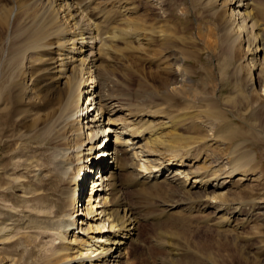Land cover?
<instances>
[{
  "label": "bare ground",
  "instance_id": "1",
  "mask_svg": "<svg viewBox=\"0 0 264 264\" xmlns=\"http://www.w3.org/2000/svg\"><path fill=\"white\" fill-rule=\"evenodd\" d=\"M138 1L0 0V152L12 155L14 171L4 178L0 168V188L22 189L34 206L23 215L15 206L0 211V264H125L123 248L138 219L124 191L140 183L171 198H161L165 210L191 202L200 214L221 213L222 226L253 219L238 199L243 182H256L253 193L262 179L254 174L257 154L247 148L257 138L250 133L264 135L256 126H264L260 0H204L220 16L230 55L206 94L191 90L187 56L170 46L182 38L171 30L165 0H146L144 12ZM120 43L140 61L156 59V51L170 54L159 57L153 80L135 69L142 76L136 93L114 71L126 55ZM230 64L241 75L237 85L229 83ZM153 81L158 84L148 91ZM236 138L245 140L234 145ZM218 139L233 149L224 148L227 161L214 166L219 157L209 162L204 149ZM20 150L27 156L25 175L18 169ZM81 175L92 182L87 194ZM250 206L264 210V195ZM7 242L23 248L7 257Z\"/></svg>",
  "mask_w": 264,
  "mask_h": 264
},
{
  "label": "rangeland",
  "instance_id": "2",
  "mask_svg": "<svg viewBox=\"0 0 264 264\" xmlns=\"http://www.w3.org/2000/svg\"><path fill=\"white\" fill-rule=\"evenodd\" d=\"M138 2H141V4L138 3V5L142 7L139 8L140 12H144L146 9L143 7L144 5L142 3H145L146 0H139ZM259 2L260 6L257 10V17L261 18L260 22L264 27V0H260ZM165 3L170 13L168 22L171 24V30L175 33V36L182 38L180 41V39L176 37L173 42L174 44L171 43L170 46L177 49L176 52L187 56L186 64L189 67V74H191L190 76H192L193 79L191 90L198 92L202 91V94H206L207 91H211L213 88V86L209 84L212 83V75L214 74L213 76H216L217 69H222V66H225L230 59L227 43L221 35V31L218 30L220 16H218L219 14H214L210 6H208L204 0H165ZM119 46L121 47L119 49H123L121 52H125L126 55L123 54L116 59V62H114V71H117L118 76L127 83L128 86L126 89L129 93L140 91L141 82L139 80L142 79V76L138 73L135 74L136 71L141 70L140 67L144 69L146 77L148 76L147 74H149L147 78L153 80L154 76H157L156 73L154 74L155 64L160 59L164 60L166 56L170 58V54H164L162 52L157 54L158 51H156L155 56L159 55L156 59H153L154 57H149V61L148 59L140 61V59H134L135 56L129 54L124 44L120 43ZM170 52H172V50ZM237 52V55L241 56V51ZM161 53L162 55H160ZM235 61L234 63L236 65L238 61ZM132 68L134 70H131ZM234 68V65H231L227 73L231 85H237L241 77V75L233 74ZM229 83L227 88L230 86ZM157 84V81H153V84H146L145 88L148 91H152L153 87L155 85L157 86ZM227 92L228 90L226 89L225 93ZM242 112L243 109H239L236 113L240 117H243ZM248 120L251 119L248 118ZM105 121H107V117ZM242 126L246 128L245 124H242ZM256 126L257 128L262 127V129H264V126L259 123H257ZM250 135L257 137L248 140L249 144L247 143V148L253 150L257 154L258 159L256 161L258 162V166L254 174L262 175L261 185L259 186V191L252 193L250 189L251 185L256 182H243V184H245L243 188L246 190L241 196V200L238 199V201L244 202L245 204L247 203V210L253 219L245 222L241 226H234L235 223L231 226H222L218 223V221L222 220L221 213H218L215 217V212L212 208H208V210L200 214L198 210L193 208L194 206L192 207L191 202H185L176 208H172L171 211L165 210L166 207L162 204L164 202L162 199L171 200V198L165 196H161L162 199L158 198L160 193L156 191L159 188L156 189V186L149 184H144L143 186L141 183L135 184L136 187L131 185L125 189L124 193L127 200H129L134 207L138 219V227L135 234L123 248L125 255L123 260L125 259V264H264V210L263 208H251L250 206L254 198H261L264 195V135H259L255 131L250 133ZM114 137H116V131H111L110 138L112 144L114 143ZM243 140H245V138H236L234 142H232L235 145L238 141ZM233 144H231V141L226 144L218 139L214 144L208 147L205 146L204 150L206 152L209 151L207 153L211 154L209 156V159H211L209 162L213 161L211 156L216 155L219 159L217 162L212 163L214 166L219 162H221V164L225 163L227 161V155L223 153L226 151L224 148L230 151ZM6 152L7 149H2V153L0 152V168L4 167L2 174L4 178L8 174H14L11 164L12 155L9 154L6 156ZM19 152L20 155L16 157V159L18 158L17 163L20 164L18 169L21 171V175H25L27 173L25 165L27 156L22 154L21 150ZM37 158L42 157L37 155ZM107 159L110 160V164H113L111 158L108 157ZM112 170L117 172L115 167H112ZM95 172L96 170L94 173ZM93 175V178L98 177L95 174ZM130 177L131 176L128 177V175H122L121 179L123 182H132V177ZM127 178L130 179L127 180ZM236 178L235 176L234 179ZM193 180L194 179H190L189 183L191 184ZM91 187L92 182L90 180L88 189H86V194L91 190ZM11 192L12 191L4 192V190L0 188V211L7 213V211H10L9 208L11 206H15L16 215H23L26 214L27 211L34 209L33 202L26 203L23 200L22 189H16L15 193ZM87 197L86 195L85 198ZM169 211L170 213H167ZM22 248V245L14 242H7L3 248V253L8 257L12 255L13 250H22Z\"/></svg>",
  "mask_w": 264,
  "mask_h": 264
}]
</instances>
